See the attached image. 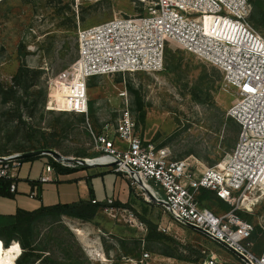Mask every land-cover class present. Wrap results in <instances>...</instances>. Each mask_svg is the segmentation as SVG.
I'll use <instances>...</instances> for the list:
<instances>
[{
  "label": "rangeland",
  "instance_id": "1",
  "mask_svg": "<svg viewBox=\"0 0 264 264\" xmlns=\"http://www.w3.org/2000/svg\"><path fill=\"white\" fill-rule=\"evenodd\" d=\"M155 2L0 0V85H13L22 62L30 69L22 85L19 114L13 102L3 101L0 91V154L32 152L47 140L54 147L52 151L64 157L81 156L91 161L99 155L98 135L107 125L112 134L128 105L136 134L147 145L168 148L174 160L196 159L200 171L222 162L234 149L241 132L239 124L227 117L235 91L224 87V77L218 69L186 53L175 42L167 45L162 71L94 77L88 81V116L68 112L72 86L60 82L68 83V72L78 56V32L114 19L146 16ZM249 2L254 16L264 20V0ZM261 30L264 37V27ZM48 163L46 156L24 160L21 178L25 180L30 171L32 180L37 181ZM95 169L81 168L58 175L59 182L43 185L35 199L29 198L20 178L18 195L15 199L0 198V210L14 214L17 208L32 211L41 204L71 203L62 191H78L77 180L84 177V171L90 176L84 180L94 185L98 199H128L130 185L126 179L113 172L96 176ZM132 198V202L124 204H129L127 210L146 225V232L132 227L122 215L113 217L104 210L91 222L67 217L57 223L46 220L37 226L36 253L41 260L36 264H124L145 253L151 255L150 264H204L213 256L222 264H244L218 243L175 224L161 206L147 202L140 191L133 189ZM250 201L251 210L241 213L260 229L253 244L262 251L264 190L254 192ZM203 208L217 215L224 213L212 202ZM147 223L156 226L163 238L149 240ZM22 253L18 242L5 247L0 240V264H17Z\"/></svg>",
  "mask_w": 264,
  "mask_h": 264
},
{
  "label": "built area",
  "instance_id": "2",
  "mask_svg": "<svg viewBox=\"0 0 264 264\" xmlns=\"http://www.w3.org/2000/svg\"><path fill=\"white\" fill-rule=\"evenodd\" d=\"M252 10L249 0H156L146 16L114 19L80 30L78 56L68 72V83L60 84L72 86L68 112L88 116L90 79L160 72L170 42L218 69L224 87L235 91L227 117L241 129L237 144L222 162L200 171L196 159L174 160L168 148L147 145L136 134L126 105L112 134L107 125L96 139L99 156L93 160H108L89 165L111 167L147 202L161 206L175 224L196 227L207 238L243 256L244 264H264V248L259 254L253 251L255 227L238 214L250 211V196L264 190V37L250 23ZM21 155L0 156V181L9 183L11 194L17 192L24 161ZM56 176L55 168L47 164L39 183L53 182ZM200 190L214 193L232 209L220 215L205 210L197 201ZM29 197L37 198V191ZM114 203L107 200L104 211L113 217L122 215L132 227L147 231L131 211ZM150 260L151 255L145 253L124 264H150ZM204 264L222 263L213 256Z\"/></svg>",
  "mask_w": 264,
  "mask_h": 264
},
{
  "label": "trees",
  "instance_id": "3",
  "mask_svg": "<svg viewBox=\"0 0 264 264\" xmlns=\"http://www.w3.org/2000/svg\"><path fill=\"white\" fill-rule=\"evenodd\" d=\"M250 23L254 26V28L257 31L263 34L261 30L264 27L263 19L256 18L252 13L250 17ZM20 51L21 50L19 49V53ZM29 73H30V69L24 62H22L13 78V85L8 88L0 85V91L3 101L6 103L13 102V104L15 105L16 112L18 114L20 112V105L23 101V98L21 96L22 85ZM89 112H90V106H89ZM53 148L54 147H52V145L49 144L47 140H44V146H42L41 148L35 151L27 152L25 154L28 153L41 154L50 151ZM0 156H5V155L0 154ZM46 157L49 158L48 164L52 165L55 168L57 175L70 174L72 172L78 171L81 168L82 169L86 168L78 165H72V167L66 168L58 164L52 156H46ZM76 157L83 158L81 156H76ZM6 189H8V192L6 191ZM0 193L2 194V196H11V193L9 192V183L4 184V186L1 188ZM130 195L131 196L133 195V189L131 187H130ZM92 200L93 199H90L88 201L79 200L77 202L70 204L59 203L53 206L41 205L38 209L33 211L18 209L14 215L0 216V240L3 242L5 247H8L13 242L19 243L23 253L21 257L17 260L16 262L17 264H36L39 260H41V257L36 253L38 251L37 247L39 244V232L37 230V226H39V224L43 223L46 220H51L57 223L63 217L76 219L83 222H91L97 217V215L101 210H104L107 207L105 203L96 202L95 204H93ZM197 201L202 208L204 204L212 202L220 206V209L223 210L224 213L232 209V207L229 204L219 200L214 193L207 190L199 191V194L197 196ZM114 206L123 209L130 208L129 204H122L121 202H115ZM238 214L242 219L246 220L247 217L246 215L242 214L241 212H239ZM147 224H148L149 240L163 238L164 235L158 233L156 226H154L152 223H147ZM259 231L260 229L255 227V230L252 235V241H254V238L256 237ZM199 234L207 238L205 235L201 233ZM253 251L257 254L261 252V249L258 246V244H256ZM85 263H88V261H85Z\"/></svg>",
  "mask_w": 264,
  "mask_h": 264
},
{
  "label": "crops",
  "instance_id": "4",
  "mask_svg": "<svg viewBox=\"0 0 264 264\" xmlns=\"http://www.w3.org/2000/svg\"><path fill=\"white\" fill-rule=\"evenodd\" d=\"M99 156V155H98ZM97 157V156H96ZM80 159H82V158H80ZM92 161V162H91ZM91 161H87L89 164H95V163H101V161H102V159H96V160H93V159H91ZM78 165V164H77ZM78 166H82V165H78ZM23 167V166H22ZM82 167H86L88 170H93V169H95L96 171V176L97 175H100V176H105L107 173H112L113 171H112V169H111V167H109V166H94V167H87V166H82ZM102 169V168H110V170L108 169V170H106V171H102V170H97V169ZM22 169V168H21ZM107 172V173H106ZM114 173V172H113ZM84 177H80L77 181V187L79 188V190L78 191H74V190H70V189H64L62 192H64V194L66 195V199H68L69 201H72L71 203H74V202H77V201H79V200H83V201H88V200H90V199H93V200H95V201H97L98 203H105L107 200H115V201H119V202H121V203H127V202H132L131 200H133V198H132V196L130 195V192H129V194H128V199H126V197H123V198H117V199H115L114 197H107L106 199V201H104V200H100V199H98L99 197L96 195V192H95V188H94V185L91 183V184H89V182H88V180H84V179H88V177H90V176H88V174H86V171H84ZM30 175H31V172L29 171L28 172V176H27V178L25 179V180H23L22 178H21V174H20V177H19V181H18V183H17V192L15 193V194H11V196H2V194L0 193V198H11V199H15L16 198V196L18 195V193H19V182H20V178H21V181H24L25 182V186H27V191H26V193L27 192H29V194L32 192V191H37V193H38V196H40V194H41V191H42V186L43 185H45V184H40L39 183V179H37V181L36 180H32V178L30 177ZM41 176V175H40ZM108 176V175H107ZM40 178V177H39ZM103 178V177H102ZM107 178V177H106ZM59 182V177H58V175H57V178H55V181H53V182H50V183H46V184H51V183H55V182H57V181ZM102 180H104V179H102ZM4 184H6L5 182H3V181H0V191H1V188L4 186ZM89 185H91V188L89 187ZM69 186H72V185H69ZM68 188V187H67ZM103 188L105 189V190H107V186L105 185V183H103ZM114 188H115V186H114ZM80 189H81V191H80ZM6 191L8 192V189H6ZM113 192H114V190H113ZM87 194H88V196L89 197H87ZM29 196V195H28ZM42 196V195H41ZM30 198V197H29ZM88 198V199H87ZM90 198V199H89ZM75 199H78V200H75ZM114 201V202H115ZM70 204L69 202H58V203H56V204ZM56 204H53V205H56ZM2 204H0V206H1ZM41 205H44V204H41ZM53 205H48V206H53ZM18 209H21V208H17V210ZM38 209V208H37ZM17 210H16V212H17ZM22 210H25V209H22ZM36 210V209H35ZM27 211H30V210H27ZM33 211V210H32ZM15 212V213H16ZM14 213V214H15ZM14 214H5L4 212H2L1 210H0V216H10V215H14Z\"/></svg>",
  "mask_w": 264,
  "mask_h": 264
},
{
  "label": "water",
  "instance_id": "5",
  "mask_svg": "<svg viewBox=\"0 0 264 264\" xmlns=\"http://www.w3.org/2000/svg\"><path fill=\"white\" fill-rule=\"evenodd\" d=\"M44 154L49 155L54 157L56 160L62 161L64 163L67 164H71V165H82V166H87L90 167L89 163L86 161V159H80V158H72V157H64L62 155H60L59 153L55 152V151H47ZM40 154L39 153H28V154H22L20 156L21 160H27V159H31V158H35V157H39ZM149 198L151 200H154V198L149 194ZM187 227L195 230L198 233H202L201 230L197 229L196 227L192 226V225H187ZM216 243H218L219 245H221L223 248H225L227 251L231 252L232 254H234L236 257H238L243 263L245 262V259L243 256H241L240 254L236 253L235 251L229 249L225 244L215 241Z\"/></svg>",
  "mask_w": 264,
  "mask_h": 264
},
{
  "label": "bare ground",
  "instance_id": "6",
  "mask_svg": "<svg viewBox=\"0 0 264 264\" xmlns=\"http://www.w3.org/2000/svg\"><path fill=\"white\" fill-rule=\"evenodd\" d=\"M140 1H142V0H140ZM107 160H108L107 158H104V159H102L101 163H105Z\"/></svg>",
  "mask_w": 264,
  "mask_h": 264
}]
</instances>
